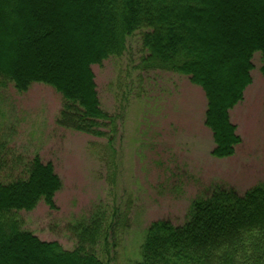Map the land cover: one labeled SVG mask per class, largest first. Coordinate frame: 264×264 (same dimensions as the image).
I'll use <instances>...</instances> for the list:
<instances>
[{"label":"trees","instance_id":"16d2710c","mask_svg":"<svg viewBox=\"0 0 264 264\" xmlns=\"http://www.w3.org/2000/svg\"><path fill=\"white\" fill-rule=\"evenodd\" d=\"M141 32L143 71L187 77L206 100L211 157L230 159L242 140L230 112L252 83L259 53L264 76V0H0V77L25 93L47 86L61 98L57 127L97 138L113 131L93 66L120 58ZM62 183L51 163L28 161L0 178V264H108L110 226L95 216L70 230L72 251L23 229L20 212L56 208ZM137 264H264V182L242 195L217 186L192 201L185 222H153Z\"/></svg>","mask_w":264,"mask_h":264},{"label":"rangeland","instance_id":"374dc122","mask_svg":"<svg viewBox=\"0 0 264 264\" xmlns=\"http://www.w3.org/2000/svg\"><path fill=\"white\" fill-rule=\"evenodd\" d=\"M141 32L127 39L120 58L93 66L101 107L113 131L97 138L56 126L61 98L32 85L25 93L0 77V178L23 174L28 161L51 163L62 183L56 208L39 203L20 212L23 229L44 242L72 251L70 230L98 216L110 226L108 264H137L147 228L164 220L181 226L193 200L214 187L242 195L264 182V76L261 56L252 59V83L230 112L242 143L230 159L211 157L213 141L204 126L206 100L189 79L143 71Z\"/></svg>","mask_w":264,"mask_h":264}]
</instances>
